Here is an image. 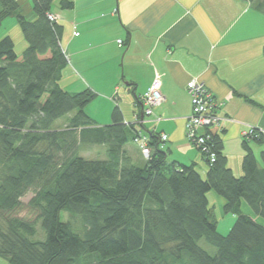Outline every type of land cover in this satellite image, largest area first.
<instances>
[{"label":"trees","instance_id":"16d2710c","mask_svg":"<svg viewBox=\"0 0 264 264\" xmlns=\"http://www.w3.org/2000/svg\"><path fill=\"white\" fill-rule=\"evenodd\" d=\"M53 1L32 0L35 18L27 20L16 0H0V26L15 17L26 42L17 53L0 35V257L9 264H264V151L259 167L244 139L242 175L235 176L209 128L215 159L197 148L208 167L202 177L193 164L168 160L161 134L124 120L117 106L110 123L97 124L86 112L95 94L60 84L68 60L60 24L47 17ZM248 1L264 13V0ZM255 131L245 137L261 141ZM139 133L147 158L135 143ZM129 141L143 164L128 155ZM83 146L102 152L84 157ZM210 190L224 200L223 213L235 216L225 235L208 205ZM243 201L263 222L242 212Z\"/></svg>","mask_w":264,"mask_h":264},{"label":"crops","instance_id":"0c3cea01","mask_svg":"<svg viewBox=\"0 0 264 264\" xmlns=\"http://www.w3.org/2000/svg\"><path fill=\"white\" fill-rule=\"evenodd\" d=\"M16 1L21 14L33 20L32 0ZM70 1L71 8L60 7V0L51 8L58 17L60 43L68 60L60 84L69 92L88 88L95 94L86 112L97 124L110 123L115 106L124 120H140L139 97L158 77L163 101L139 126L146 133L166 134L165 141L159 137L158 141L168 160L193 164L205 177L208 167L202 154L185 136V118L191 111L186 85L196 79L220 103L217 114L224 119L217 133L232 173L242 175L244 139L262 167L264 13L252 2ZM0 31L12 39L15 48L26 47L15 17L5 18ZM250 128L261 141L245 137ZM124 148L134 163L143 164V156L131 141ZM217 201L223 206L221 197ZM241 210L263 222L244 201Z\"/></svg>","mask_w":264,"mask_h":264},{"label":"built area","instance_id":"2783aa9c","mask_svg":"<svg viewBox=\"0 0 264 264\" xmlns=\"http://www.w3.org/2000/svg\"><path fill=\"white\" fill-rule=\"evenodd\" d=\"M47 17L51 21H57L58 19L54 13H48ZM117 42L121 43V40ZM186 87L190 94L191 111L185 118V136L190 143L206 154L209 162H213L215 154L210 150V134L208 129L215 128L217 130L221 126L220 122L224 118L217 114L220 103L215 100L213 94L204 84L196 79L189 80ZM140 101L143 115L146 116V118L153 116L154 109L163 101L158 77H155L147 89L141 94ZM159 119L160 117H156V120ZM143 121H145V119L142 116L139 122ZM253 130L254 128H250L246 135L253 134ZM159 138L164 141L167 139V135L161 134ZM135 143L143 156L147 158L150 154L147 138L139 133L138 137L135 139Z\"/></svg>","mask_w":264,"mask_h":264},{"label":"rangeland","instance_id":"374dc122","mask_svg":"<svg viewBox=\"0 0 264 264\" xmlns=\"http://www.w3.org/2000/svg\"><path fill=\"white\" fill-rule=\"evenodd\" d=\"M56 2V0L53 1V4ZM1 33V31H0ZM24 48H22L20 45H17L15 50L17 53H20L21 51H23ZM67 119L63 118L60 121L57 122V127H64V125L66 124ZM102 152V147L100 146H94L93 149L88 150V146H83L80 148V155L84 156V157H92L95 155H100ZM102 158V157H99ZM33 195L32 192H28L24 197L21 198L22 202L25 204L27 203V201L30 199V197ZM217 198H220L213 190H210L207 192V199H208V205L210 207H212L213 212L215 214V217L217 219V231L223 235L227 234V232L229 231V229L231 228L235 216L230 214V213H223V209H222V204H220L217 201ZM28 210L26 208H22V210L20 211V214H28L27 213ZM224 214V215H223ZM233 216V217H231ZM68 214L66 212L62 213V218L63 219H67ZM219 223V224H218ZM40 228V227H39ZM42 234L39 232L38 233V237H41ZM34 239H36V236L33 237ZM200 243L208 248L209 250L213 251V247L209 246L208 244L205 243L204 240H201ZM0 264H9L4 258L0 257Z\"/></svg>","mask_w":264,"mask_h":264}]
</instances>
